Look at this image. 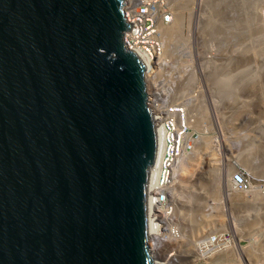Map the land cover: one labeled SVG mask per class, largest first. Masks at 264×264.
Returning a JSON list of instances; mask_svg holds the SVG:
<instances>
[{"label": "water", "instance_id": "obj_1", "mask_svg": "<svg viewBox=\"0 0 264 264\" xmlns=\"http://www.w3.org/2000/svg\"><path fill=\"white\" fill-rule=\"evenodd\" d=\"M122 0H0V264H154L157 152Z\"/></svg>", "mask_w": 264, "mask_h": 264}, {"label": "rangeland", "instance_id": "obj_2", "mask_svg": "<svg viewBox=\"0 0 264 264\" xmlns=\"http://www.w3.org/2000/svg\"><path fill=\"white\" fill-rule=\"evenodd\" d=\"M138 2L130 5L128 1V7H139L145 3L143 0ZM148 2H150L149 10L153 6L152 11L157 16L160 15V21L167 13L173 16V22L167 26L162 25L157 18L162 46L164 34L161 33V29L163 28L162 32H164V28L173 27L178 13L181 14L184 22L181 32L184 41L180 42L175 53L163 55L164 59H162V52L165 51L164 47H160L157 51L159 54L157 60L161 58L160 61L151 59L159 63L155 73V69H152L154 62L151 63V68L146 69L148 70L147 75L145 74L146 86L153 92L149 94L150 106L156 112V109L163 107L157 105L181 103L186 112L192 114L193 120L198 125L192 123L193 128L190 130L192 133L190 138L195 145L192 153L194 159L191 162L187 160L188 165H185V169L177 173L175 180L177 192L173 189L179 201L176 205L181 213L179 211L178 218L175 222H170L169 226L174 228L176 233H178L177 229H181L182 235L184 233V238L179 239L181 242L178 243L184 256L181 257L184 259L175 263L264 264V41L257 40L255 36L251 37L236 15H233L239 22L236 29L222 30L218 24L206 23L205 20L211 13V11L207 12L210 9L207 7L208 3L211 4L209 6L216 3L218 9L223 10L222 12L226 11L222 15L228 18L231 17L232 8L228 11L227 4L233 7L239 6L237 0H226L224 4H217V0H148ZM252 5L255 11L252 16L255 17L256 22L258 20L257 30L264 35V0H253ZM160 7L164 9L162 13ZM245 7L251 16L252 12L248 9L250 6ZM228 21L226 23L230 22ZM223 67L232 74L238 75L236 77H242L246 69L247 73L244 75L248 76L243 78H249V82L241 85L235 96L231 98L225 97L224 93L222 96L219 95L217 86L209 77L211 73L213 75L214 69H223ZM189 78L192 80L187 83ZM240 78L238 81L242 82ZM179 111L184 112L182 108ZM204 171L209 174L206 175ZM211 171L215 177L212 176ZM235 171L242 172L246 176L250 185L249 190L241 191L232 184ZM199 179L203 181L200 182ZM211 183H214V186ZM202 184L203 187H208L204 193L200 191ZM210 188L213 189L209 192ZM190 192L196 197L187 203L186 195ZM180 193L184 198L183 196L182 199L179 198ZM189 205L194 208L195 217L192 215L190 219L185 220L190 210ZM213 235L223 237L225 242L218 247L220 252L217 249L207 253L208 242L219 241L213 239ZM166 242L165 238L163 243ZM197 245L203 246L202 251L205 252L203 255L196 253L199 250ZM167 247L171 249L170 245ZM154 251L157 253L156 249ZM154 251L152 253L155 257L157 254ZM157 259L161 260L158 256Z\"/></svg>", "mask_w": 264, "mask_h": 264}, {"label": "bare ground", "instance_id": "obj_3", "mask_svg": "<svg viewBox=\"0 0 264 264\" xmlns=\"http://www.w3.org/2000/svg\"><path fill=\"white\" fill-rule=\"evenodd\" d=\"M130 5L132 4H138L139 0H137V2H135V0H128ZM127 0H122V13H123V16L125 18V21H127V17L129 16L130 19L132 17H135L132 15V13H139L141 11H138V9H142V8H145L144 9V12H141V15L145 16L147 18L148 15H150V17L152 18V20H154V22L157 21V15L156 13H154V11H150L148 6L150 5L148 2V0H143L145 1L144 4L140 5L139 7H128L129 3H128ZM213 2V1H212ZM259 2V1H258ZM132 3V4H131ZM219 3H226V0H217V4ZM239 3V6H231V4H227V10L230 11L231 9V17H224L222 14L223 13H226V11L224 10V12H222L223 10H220L218 9L216 3H212L213 5L212 6H209L211 5L210 3H208L209 5H207L208 11H211V13L208 15V17L206 18V23L207 24H214V25H219L220 29L223 30V28H229V29H233L235 27H237V23H241L242 24V27L244 28V30L252 37V36H255L257 38V40H260V41H264V35L259 33L258 30H257V27L259 26H256L258 24V20L256 22L254 14L255 11H254V5H252L253 3V0H249V1H245V0H241V2H239V0H237V4ZM240 3H242L240 5ZM257 3V2H256ZM247 4V5H246ZM243 9H241V7ZM245 6H250L248 9L251 10L252 14L250 16V13L245 9L246 7ZM180 8V7H179ZM233 9H235V12H233ZM253 9V10H252ZM256 9V8H255ZM243 10V11H242ZM257 10V9H256ZM258 12V11H256ZM209 13V12H208ZM232 13H235V14H232ZM127 15V16H126ZM168 15V16H167ZM177 15V18L175 20V24L173 25V27H167V28H164V32H162V29H161V33L164 34L162 35L163 38H164V45L162 46V44H160L161 42V38H160V34H159V23L157 21V23H155V25L151 26L149 30H144V29H141V28H137V33L138 35L142 36L144 32H146L148 34V37H147V40H145V43H151L153 47L155 48H152L151 46H147V50L150 51V54L152 56H154L155 60L157 62L160 61V59H164L163 55H171L173 53H175V51L177 50V48L180 46V42H183L184 41V37H183V33L182 32V28L184 27V22L182 21V17H181V14H176ZM233 15H236V18H238V21L237 22L235 19V17ZM237 15L239 17H237ZM253 15V16H252ZM234 17V18H233ZM232 18V19H231ZM257 18V17H256ZM234 19V20H233ZM133 20L135 21H140L141 19L138 18L136 20V18H133ZM229 20L228 22L229 23H226V21ZM173 22V16L172 14L170 13H167L165 15H163V19L162 21H160V23H162V25H169ZM256 22V23H255ZM261 25V24H260ZM131 26V25H130ZM239 26V24H238ZM241 28V29H243ZM236 29V28H235ZM259 29V28H258ZM158 30V31H156ZM253 30V31H252ZM130 31H133V27H130V29L128 31L125 32V35H127L128 33L130 34ZM182 34V35H181ZM254 37V38H255ZM255 38V39H256ZM163 40V39H162ZM124 43H125V46H126V49L129 50V51H133L135 54L137 53L135 50L133 49H130L129 46L126 45V40L124 39ZM161 48L164 49V53L162 52V57L161 58H158L157 60V51ZM148 53L147 52H144V55L142 57L139 56V59L141 60V62L143 63V65L145 66V71L146 69H149L151 68V63H153L154 61L153 60H150L148 58ZM167 57V56H166ZM165 57V58H166ZM153 59V58H152ZM157 62H154L153 65H154V68L152 69H155L157 67V65L159 63ZM162 63V62H161ZM217 66V65H216ZM214 66V67H216ZM239 66V65H238ZM149 67V68H148ZM213 67V68H214ZM248 70V69H247ZM145 71H144V79H145ZM156 69L154 70V73H155ZM214 71H215V74H214ZM245 73H242L243 76L240 78V77H236L238 75L236 74H232L231 72H229L227 70L226 67H223V69H214L213 70V75L211 73V75H209L210 79H212V82L215 86H217L218 88V93L219 95H224L226 94L225 97H228V98H231L233 96H235L238 88L241 86V85H244L245 82H249L248 79H244L246 76L248 75H244L246 74V69H244ZM242 74H239V75H242ZM147 75V74H146ZM155 75V74H154ZM158 75V74H157ZM156 75V76H157ZM245 76V77H244ZM244 77V78H243ZM235 78V79H234ZM237 78V79H236ZM238 78H240L242 80V82H239L238 81ZM150 80V79H149ZM192 79L189 78L188 79V82L189 83ZM158 81V80H157ZM254 81V80H253ZM235 82V83H234ZM158 83V82H157ZM233 83V84H232ZM146 88V93H147V103H148V107L152 113V116H155V119H156V113L154 112V110L151 108V104H150V93H153L151 91H149L148 89V86L145 87ZM183 106L182 105H177V109L178 111L181 110ZM247 108V107H246ZM163 111H166V109L164 107H161L160 109H156V112H160L162 113ZM178 116H182L184 117V121L179 120L178 122H174V123H171V127L174 129V132L173 133H170L169 135V142L171 144V149L169 150V154H168V157L166 156V159H164L163 161V164L162 166H158V168H165V167H168V162H171L173 166V171H171V175H172V179H169L167 173H162V175L160 176V180H159V186H158V189H157V195H158V199H160V201L157 200L156 202V205L158 207V211L157 213L153 216L152 220L155 221V225H153L152 227V231L150 232V234L152 235V237L150 238L149 237V240H148V249H149V253H152L155 249L157 251V255H155V263L154 264H176L175 262L179 261V262H182L181 260H183L184 257L182 254H181V250H180V246H178V243L179 241L181 242V240L179 239H182L184 238L183 235H182V231L181 229H177V232H181V233H176V231L174 230V228L170 227L169 226V223L170 222H175L176 219L178 218L179 216V211L181 213V210H179L177 208V205L176 203L179 202L177 201L176 199V193L174 194L173 192L177 190L175 189V186H176V175L177 173H179L180 170H184L185 169V165L188 163L187 160H189L191 162V160L194 159V150L195 148H193L195 145L193 143L192 145V139L190 138V136H192V133L191 131H186V129L188 128H193L191 127V124L195 123L196 122L193 120V116L191 113H189L187 111L186 115H184V112L182 111H179L178 112ZM176 119H178L177 117H175ZM170 122V121H169ZM198 123V121H197ZM197 125V124H196ZM194 126V125H193ZM198 126V125H197ZM183 129L184 132H182L181 134V141H178L176 135H177V132H179L178 130L180 129ZM156 135H157V145H158V151L159 150H162V147H163V132L162 130H166L165 127H163V129L161 130L160 128H156ZM191 134V135H190ZM187 145L190 146V149L188 150L187 149ZM176 147H178V149H176ZM240 147V146H239ZM230 149V148H229ZM236 150V149H235ZM171 151L173 153L176 154V159H173V156L171 155ZM198 151H199V148H198ZM234 151V150H233ZM189 153V154H187ZM246 153V152H245ZM193 157H191L192 155ZM240 154V153H239ZM163 155V152H160L158 153V158H157V161L159 158H161ZM248 156V155H247ZM210 157V156H209ZM249 158V157H248ZM245 160V159H244ZM187 162V163H186ZM211 163V162H209ZM208 163V164H209ZM188 165V164H187ZM252 165V164H251ZM250 166V165H249ZM212 168V167H211ZM216 170V169H214ZM210 171V170H209ZM205 172V171H204ZM211 173L213 174V172L211 171ZM218 174H220V172H217ZM216 173V174H217ZM206 174V172H205ZM209 174V173H208ZM206 174V175H208ZM210 174V175H212ZM201 176V175H199ZM212 176L215 177V175L213 174ZM202 177V176H201ZM209 177V176H207ZM214 177H211V179H217V176L216 178ZM242 177L243 179L246 181V183H248L247 181V178L246 176L242 173ZM229 179V178H228ZM200 180V179H199ZM220 180V179H219ZM203 180H200V182H202ZM214 180H212L213 182ZM168 182L170 183V189L167 188L168 186ZM214 182H217V181H214ZM205 183V181H204ZM210 183V181H209ZM212 184V183H211ZM224 185V184H223ZM207 186H210V185H207ZM212 186H214V183L212 184ZM207 188L208 187H203V184L201 185V193H204L205 191H207ZM174 189V191H173ZM213 189V188H212ZM212 189L210 188L209 192L212 191ZM160 190L163 191V197L162 196H159V192ZM192 190V189H191ZM194 190V189H193ZM218 190V189H217ZM197 191V190H196ZM199 191V192H200ZM216 191V190H215ZM214 192L213 193V196L215 195ZM193 192V191H192ZM192 192L189 193V195H186V199H187V203H189V200L190 202L193 201V197H196L195 194H191ZM220 192V191H219ZM218 192V193H219ZM166 193H168V195H166ZM179 193V192H178ZM198 193V192H197ZM196 193V195H197ZM207 193V192H206ZM205 193V194H206ZM180 195V196H179ZM178 196L180 199H182V193H180ZM207 195V194H206ZM211 195V194H210ZM175 196V197H174ZM212 196V195H211ZM217 197V196H216ZM164 198V199H163ZM184 198V196H183ZM197 199V198H196ZM212 199V198H211ZM199 201V200H198ZM207 201V200H206ZM213 201V200H212ZM166 203V207H164L162 205V203ZM200 202V201H199ZM185 203V202H184ZM196 203V202H195ZM192 204V203H190ZM202 204V203H201ZM226 204V203H225ZM179 205V204H178ZM194 205V203H193ZM200 205V204H199ZM198 205V207H199ZM203 206V205H202ZM180 207V206H179ZM190 210L188 212V215H187V218H184L185 220L187 219H190L191 216L193 215L195 217V212H194V208L192 207V205L190 206ZM196 207V206H195ZM197 207V209H198ZM201 207V206H200ZM204 207H206L204 205ZM210 207V206H209ZM203 208V207H202ZM199 210V209H198ZM194 212V213H193ZM203 212V211H202ZM201 212V213H202ZM162 213H164V217L162 216ZM187 213V212H186ZM200 215V213H199ZM202 215V214H201ZM198 216V215H197ZM205 216V215H204ZM199 218V216H198ZM160 221H162L163 225L162 227H160ZM182 221V220H181ZM189 223V222H188ZM198 223V222H197ZM184 225V224H183ZM190 225V224H189ZM180 227V225L178 226ZM188 227V226H187ZM196 227V226H195ZM186 228V227H185ZM191 230V229H190ZM214 236V235H213ZM174 237H176L177 239L175 241H171ZM167 240L166 243H163L164 240ZM204 238V237H203ZM213 239L217 240L218 239V235L217 236H214ZM219 240V239H218ZM170 241V243H168ZM216 242V241H215ZM157 243V245H155ZM154 245V246H153ZM171 246V249H167L168 247L167 246ZM205 245V243H204ZM221 243H220V240L217 242V243H212L211 241L208 242V247L206 246L207 248V253H211L213 252L214 250L216 251L218 249V247H221ZM198 246V245H197ZM167 247V248H166ZM200 252L196 251L197 254L199 255H203L205 252L202 251V248L203 246H198ZM205 248V249H206ZM196 249V247H195ZM161 254H160V253ZM189 252V251H188ZM226 252V251H225ZM154 255V253H153ZM157 256L159 258H161V260H158L157 259ZM182 256V257H181ZM162 257H163V260H162ZM232 257V256H231ZM161 261V262H160ZM179 264V263H178ZM183 264V263H181Z\"/></svg>", "mask_w": 264, "mask_h": 264}, {"label": "built area", "instance_id": "obj_4", "mask_svg": "<svg viewBox=\"0 0 264 264\" xmlns=\"http://www.w3.org/2000/svg\"><path fill=\"white\" fill-rule=\"evenodd\" d=\"M132 4V3H131ZM152 11L154 9V7L152 6L150 8ZM138 11L144 12V9H138ZM164 11V9L162 7H160V13H162ZM141 12L139 13H132L133 16L130 19V17H127L128 22L130 23L131 27H133V31H130V34L128 33L127 35H129L130 37L126 40V45L130 47V49L135 50L138 55L140 57H142L144 55V52H147L148 58L151 60L152 58H155L154 56H152L150 54V51L147 50V46H151L152 48H155L152 46L151 43H145V40H147L148 34L146 32L143 33L142 36L138 35L137 33V28H141L144 30H149L151 26L154 25V21L152 20V18L150 17V15L147 16V18L143 15H141ZM127 16V15H126ZM133 18H136V20L138 18H140L141 20L135 21L133 20ZM158 21H160V15L158 14L157 16ZM159 55V54H158ZM168 103H164L162 105H157V107L159 106H163L166 111H163L162 113L160 112H155L156 113V124L157 126L162 130L163 127L166 128V130H162L163 132V147H162V151L163 155L161 158L158 159V161H156L154 168L152 170V176H151V180H150V185H149V211H150V220L152 222L153 225H155V221L152 220L153 216L157 213L158 211V207L156 205L157 200L160 201V199H158V195H157V189L159 186V180H160V176L162 175V173H167L169 179H172V175H171V171H173V166L171 162H168V167L165 168H158V166H162L164 159H166V156L168 157L169 154V150L171 149V144L169 142V135L170 133L174 132V129L171 127V123L174 122H178L179 120L182 119V121H184V117L182 116H178V109H177V105H182L181 103H175V102H170L168 105H166ZM182 109L184 110V115H186V109L184 107V105H182ZM175 117H177L178 119H176ZM170 121V122H169ZM191 129L187 128L186 131H190ZM179 132H177V139L178 141H181V134L183 131V129L181 128L180 130H178ZM192 137V136H191ZM192 145H193V139H192ZM176 149H178V147H176ZM187 149H190V146L187 145ZM171 155L173 156V159H176V154L173 153L171 151ZM232 184L237 187V189L241 190V191H246L250 189V185L248 183H246V181L243 179L242 177V172L239 171H235L233 173V179H232ZM168 189H170V183L168 182ZM166 195H168V193H166ZM159 196L163 197V191L160 190L159 192ZM164 199V198H163ZM162 205L164 207H166V203H162ZM162 216L164 217V213H162ZM160 227H162L163 223L162 221H160ZM177 238L174 237L171 241H175ZM218 239L220 240V243L223 244V242H225V239L221 236H218ZM170 243V241L168 242ZM218 252H220V249H218Z\"/></svg>", "mask_w": 264, "mask_h": 264}, {"label": "clouds", "instance_id": "obj_5", "mask_svg": "<svg viewBox=\"0 0 264 264\" xmlns=\"http://www.w3.org/2000/svg\"><path fill=\"white\" fill-rule=\"evenodd\" d=\"M128 1V0H127ZM128 24H130L129 22H128V20L126 21ZM124 35H125V33H124ZM123 41H124V39H123ZM126 47V46H125ZM136 55L139 57V55H138V53H136ZM148 70H146L145 71V74H146V72H147ZM146 82V81H145ZM147 87V86H146ZM155 127L156 128H159L158 126H157V124H156V119H155ZM162 150H159L158 151V146H157V152H156V157H155V160H154V164L152 165V167H151V169H150V171H151V175H150V180H151V176H152V170H153V168H154V165H155V163H156V161H157V158H158V153H160ZM149 185H150V181H149ZM148 196H149V192H148ZM151 225H152V222H151ZM152 227H153V225H152ZM152 237V235L150 234V238ZM149 243V242H148ZM152 256H153V258H154V255H153V253H152ZM154 261H155V258H154Z\"/></svg>", "mask_w": 264, "mask_h": 264}]
</instances>
